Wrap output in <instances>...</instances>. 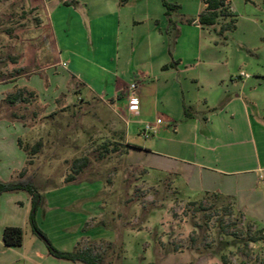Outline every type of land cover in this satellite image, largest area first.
Instances as JSON below:
<instances>
[{"label": "crops", "instance_id": "obj_1", "mask_svg": "<svg viewBox=\"0 0 264 264\" xmlns=\"http://www.w3.org/2000/svg\"><path fill=\"white\" fill-rule=\"evenodd\" d=\"M230 3L237 16L236 29L220 43L213 32L198 26L202 3L188 25L184 19L169 22L163 5L162 18L150 14L147 0H129L125 6H120L119 0H46L47 24L54 59L58 58L55 65L65 81L59 92L66 95L76 84L78 97L88 92L118 106L127 119L125 142L130 148L126 158L130 165L147 175L172 177L182 196L226 200L245 221L264 229V0ZM139 9L138 16L132 18L130 12ZM185 26L192 28L194 36L182 45ZM87 38L91 43L95 38L103 46L97 56H89ZM107 39L113 45L111 56L105 54ZM124 47L133 55L141 54L140 70L130 67L125 74L120 72ZM63 55L68 56V63ZM20 81L23 79L12 85L24 90ZM132 83L138 85L139 110L135 115L128 111ZM31 92L38 96L37 91ZM156 119L163 121L157 135L151 137L157 141L131 146V133L141 136V125ZM8 131L16 145L13 154L19 160L7 171L2 169L4 163L0 164L2 182L12 181V174L26 172L30 162L19 145V136ZM7 202L12 213L23 211L24 215L22 219L8 217L0 227V264H73L55 263L38 237L26 243L24 235L21 247H5L3 230L23 228L27 210L20 208L24 202L4 194L1 216ZM108 244L113 246L111 241ZM157 264L211 263L204 257L195 261L183 252L165 256Z\"/></svg>", "mask_w": 264, "mask_h": 264}, {"label": "rangeland", "instance_id": "obj_2", "mask_svg": "<svg viewBox=\"0 0 264 264\" xmlns=\"http://www.w3.org/2000/svg\"><path fill=\"white\" fill-rule=\"evenodd\" d=\"M147 1L150 14L162 18V1ZM166 1L179 7L170 17L174 22L192 21L201 5V0ZM139 11L132 10L129 15L135 18ZM47 23L46 0H0V122L4 123L0 125V164L4 163L2 169L7 171L19 160L13 154L16 145L8 129L28 150L42 143L25 173L34 176L42 196L36 225L52 245L63 252H72L75 246L93 247L106 264H157L165 256L183 252L195 261L204 257L211 264H264V230L234 212L230 202L211 196H182L174 188L172 177L147 175L130 165L123 154L124 145L110 158L97 161L103 143L110 140L113 145L118 141L115 134H126L127 119L117 105L88 92L82 97L59 92L65 81L55 65L58 58L54 59ZM185 27L182 45L194 36L192 28ZM87 39L89 56H97L98 48L103 46L95 38L93 43ZM105 48L106 56H111L113 45L109 39ZM122 49L120 72L130 67L135 72L140 70L141 54ZM63 57L68 63V56ZM19 79H23L20 84L24 85V97L32 101L30 105L12 106L7 101L18 89L12 84ZM31 90L38 96L30 97ZM131 135V146L157 141L133 132ZM83 158L89 159L87 166L74 174L73 162ZM12 175L14 179L18 176ZM70 175L75 181L66 184ZM7 195L25 203L20 205L24 211L27 209L25 223L19 228L28 243L36 237L28 222L30 198L25 192ZM3 209L0 227L8 217L22 219L24 215L23 211L12 213L8 202ZM252 237L260 240L252 243ZM53 261L66 263L55 258Z\"/></svg>", "mask_w": 264, "mask_h": 264}, {"label": "trees", "instance_id": "obj_3", "mask_svg": "<svg viewBox=\"0 0 264 264\" xmlns=\"http://www.w3.org/2000/svg\"><path fill=\"white\" fill-rule=\"evenodd\" d=\"M161 1L163 7L165 8V16L168 18L169 22H171V14L174 11H177L179 7L175 4L168 3L166 0ZM128 2L129 0H119L120 6H125L126 4H128ZM201 3L203 8L196 20L198 26L203 30L213 32L214 35L218 38V41L216 43H220L221 41L226 40V34L235 31L237 23V16L231 11L230 0H201ZM192 22L193 20L187 21V23ZM173 65L174 63L168 67H164L163 69L166 70L167 68L173 67ZM69 93L80 96V93H78L76 88H70ZM29 95L32 98L35 97L34 93H30ZM7 101L12 106L20 104L30 105L32 102L28 98L24 97V90L21 89H17L14 95L8 97ZM72 114L75 115L76 113L72 111ZM115 137L118 138V141L115 140L113 142V145H110V140H107L106 143H103L101 145L100 148L102 151L98 156L97 161H103L110 158V155L119 152L120 146L123 145V154H127V150L128 148H130V146L123 143L125 141V132L122 131L121 133H119V135L115 134ZM19 145L26 153L28 159L37 155L42 147V143L39 142L35 144L30 150H28L26 149V147H23L21 140H19ZM88 162V158L75 160L72 164L74 174H80L82 170L87 166ZM74 181L75 176L70 175L66 178L65 182L66 184H73ZM18 192H25L30 198L31 210L28 216V222L33 234L44 242L49 256L57 260H62L73 264H106L103 256L100 253L96 252L93 247L81 248L78 246L72 252H63L56 249L49 241L47 236L38 229L36 225V214L41 204L42 196L35 186L34 176H26V173L22 172L18 174L16 179L10 182H2L0 180V198L4 194H13ZM23 237L24 233L21 228L6 227L3 230L2 240L5 247L18 248L23 244ZM259 240V238L252 237V239H250V242L254 243L258 242Z\"/></svg>", "mask_w": 264, "mask_h": 264}, {"label": "built area", "instance_id": "obj_4", "mask_svg": "<svg viewBox=\"0 0 264 264\" xmlns=\"http://www.w3.org/2000/svg\"><path fill=\"white\" fill-rule=\"evenodd\" d=\"M241 76H245V75L241 74ZM137 90H138V85L136 83H132L128 88V92H129V95L127 97L128 111L134 115L137 114L139 110ZM162 125H163V121L161 119H156L153 122H145L141 125L139 133L145 139L154 137L155 135H157Z\"/></svg>", "mask_w": 264, "mask_h": 264}]
</instances>
